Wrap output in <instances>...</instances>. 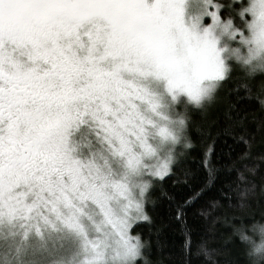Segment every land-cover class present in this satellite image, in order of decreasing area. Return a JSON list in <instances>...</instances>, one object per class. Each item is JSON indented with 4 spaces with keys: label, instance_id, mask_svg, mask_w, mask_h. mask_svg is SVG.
Instances as JSON below:
<instances>
[{
    "label": "snow or ice",
    "instance_id": "snow-or-ice-1",
    "mask_svg": "<svg viewBox=\"0 0 264 264\" xmlns=\"http://www.w3.org/2000/svg\"><path fill=\"white\" fill-rule=\"evenodd\" d=\"M236 68L264 73V0H0V264H139L187 106Z\"/></svg>",
    "mask_w": 264,
    "mask_h": 264
},
{
    "label": "trees",
    "instance_id": "trees-1",
    "mask_svg": "<svg viewBox=\"0 0 264 264\" xmlns=\"http://www.w3.org/2000/svg\"><path fill=\"white\" fill-rule=\"evenodd\" d=\"M192 106L191 147L180 146L171 172L154 179L150 220L133 228L146 245L139 264H251L234 228L264 220V73L236 68L211 104Z\"/></svg>",
    "mask_w": 264,
    "mask_h": 264
},
{
    "label": "clouds",
    "instance_id": "clouds-1",
    "mask_svg": "<svg viewBox=\"0 0 264 264\" xmlns=\"http://www.w3.org/2000/svg\"><path fill=\"white\" fill-rule=\"evenodd\" d=\"M234 233L242 243L247 245L246 254L251 260V264H264V220L236 227ZM199 254L211 259V252L205 244L200 246Z\"/></svg>",
    "mask_w": 264,
    "mask_h": 264
},
{
    "label": "rangeland",
    "instance_id": "rangeland-1",
    "mask_svg": "<svg viewBox=\"0 0 264 264\" xmlns=\"http://www.w3.org/2000/svg\"><path fill=\"white\" fill-rule=\"evenodd\" d=\"M221 2H223L222 0H221ZM210 22V21H209ZM242 70V69H241ZM213 98H214V96L212 97V99L211 100H209V101H207V102H205L203 105L204 106H207L208 104H211L212 103V100H213ZM186 99V98H185ZM193 106H192V104H188V106H187V109H186V112L188 113V111L192 108ZM182 113H185V109L183 108V106H181V108L179 109ZM180 146H177V149L179 148ZM183 146H181V148H182ZM181 148L179 149V151L181 150ZM178 154H180V152H178ZM177 159V152H176V154H175V159L174 160H176ZM173 163V162H172ZM172 169V168H171ZM154 181V180H153ZM153 183V182H152ZM146 201H147V199H146ZM146 201H145V205H146Z\"/></svg>",
    "mask_w": 264,
    "mask_h": 264
}]
</instances>
